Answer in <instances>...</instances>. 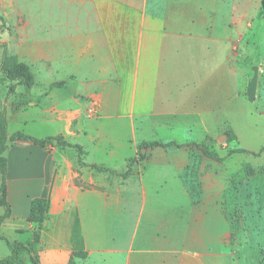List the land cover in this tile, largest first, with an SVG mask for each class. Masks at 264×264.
I'll use <instances>...</instances> for the list:
<instances>
[{
  "label": "crops",
  "instance_id": "1",
  "mask_svg": "<svg viewBox=\"0 0 264 264\" xmlns=\"http://www.w3.org/2000/svg\"><path fill=\"white\" fill-rule=\"evenodd\" d=\"M259 4L49 0L46 15L39 3L38 41L20 60L39 70L29 90H44L18 111L39 110L52 135L81 145L84 162L116 172L79 166L73 147H9V219L29 233L31 198L47 200L39 264H65L73 251L86 264H239L228 209L240 198L238 169L215 149L234 140L211 144L221 161L193 143L234 131L235 44L255 35ZM153 140L167 146L142 148L122 177L138 144Z\"/></svg>",
  "mask_w": 264,
  "mask_h": 264
},
{
  "label": "rangeland",
  "instance_id": "2",
  "mask_svg": "<svg viewBox=\"0 0 264 264\" xmlns=\"http://www.w3.org/2000/svg\"><path fill=\"white\" fill-rule=\"evenodd\" d=\"M48 2L49 0H0V41L6 42L12 55L21 59L27 58L26 52L28 56L31 54L26 50L32 42L38 41L39 3L43 4V13L54 14L53 6H46ZM259 6L255 35H250L247 44L243 43L245 39L242 43L235 44L238 52L235 65L240 95L238 103L233 105L229 124L236 138L227 149L215 148L220 154L238 147L248 151L228 153L229 158L226 160V166L232 171L238 169L240 181V198L232 201V207L228 203L230 215L239 226V264H264V151L259 153L264 146V0H260ZM1 52L0 47V57ZM34 72L38 76L37 65H34ZM11 85H14V93L7 95ZM39 89L36 86L27 90L15 81L8 80L0 72V108L4 107L6 110L9 133L21 131L38 139L54 133L55 125L45 123L39 110L32 109L28 114L14 110L18 101L24 103L20 110L30 102L37 104L38 97L44 90ZM216 138L215 143L221 146L227 143V139L217 142ZM257 152L258 154H253ZM2 212L3 208L0 207V214ZM19 223H14L9 218L0 222V235L4 238L0 241V259L9 254L5 240L27 243L32 239L37 226L26 233L22 229L24 222ZM35 252L37 253V249ZM15 264H31L29 255L21 253ZM77 264L86 263L77 259ZM223 264H229L225 257Z\"/></svg>",
  "mask_w": 264,
  "mask_h": 264
},
{
  "label": "trees",
  "instance_id": "3",
  "mask_svg": "<svg viewBox=\"0 0 264 264\" xmlns=\"http://www.w3.org/2000/svg\"><path fill=\"white\" fill-rule=\"evenodd\" d=\"M0 47L2 48L1 57H0V72L10 81H15L16 84L22 85L25 89L29 90L34 84V73L31 69V66L23 60H20L15 55H12L7 48V44L4 41H0ZM55 85V83H54ZM14 93V85H11L8 89L7 95ZM24 103L18 101L14 110L18 111ZM8 121L6 110L4 107L0 108V207L3 208V212L0 214V222L9 218L11 215V206L7 200V184H6V172H7V157L6 153L9 147L15 143L21 141H28L31 144L38 145L41 148L45 147H54V146H68L73 147L76 150L77 158L76 163L79 166H88L97 172H108L110 174H116L114 170H111L107 167L96 165V164H87L83 161V150L81 145L77 143H71L63 139L61 134L47 136L44 138H33L32 136L25 134L21 131H14L9 133L8 130ZM227 141H232L236 138L232 130H226ZM215 139L212 137H207L201 143H193V145L206 157L221 161L223 157H220L213 149H211V144L215 143ZM164 146L167 144L160 143L158 141H141L137 146L136 157L129 159L130 163L124 173L121 174L122 177H127L131 173V162L136 158L143 159L145 156L140 152L144 147H154V146ZM264 151V146L259 150V153ZM237 152H248L245 149L240 147L231 148L229 154H234ZM258 154L257 153H253ZM239 181V175H238ZM74 182L80 184V181L75 178ZM240 182V181H239ZM47 200L45 197L36 196L30 200V209L29 214L26 220L29 223H32L37 226L33 231L32 239L27 243H21L19 241H8L5 240L6 245L9 249V254L0 259V264H15L21 253L25 252L29 255V260L31 264H39L38 255L35 252L36 245L39 242L40 237V225L42 224L45 218ZM4 238L0 235V241ZM85 251H73L65 264H77L76 258H85Z\"/></svg>",
  "mask_w": 264,
  "mask_h": 264
},
{
  "label": "water",
  "instance_id": "4",
  "mask_svg": "<svg viewBox=\"0 0 264 264\" xmlns=\"http://www.w3.org/2000/svg\"><path fill=\"white\" fill-rule=\"evenodd\" d=\"M227 139V134L226 133H222L220 136H218L217 138H216V140L218 141V142H223V141H225Z\"/></svg>",
  "mask_w": 264,
  "mask_h": 264
}]
</instances>
